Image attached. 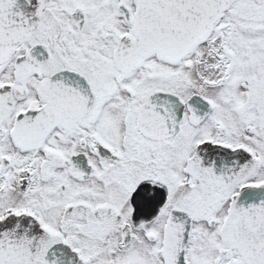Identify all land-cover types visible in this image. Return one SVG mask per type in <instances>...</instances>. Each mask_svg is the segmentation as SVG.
Masks as SVG:
<instances>
[{
  "label": "snow or ice",
  "instance_id": "1",
  "mask_svg": "<svg viewBox=\"0 0 264 264\" xmlns=\"http://www.w3.org/2000/svg\"><path fill=\"white\" fill-rule=\"evenodd\" d=\"M0 264H264V0H0Z\"/></svg>",
  "mask_w": 264,
  "mask_h": 264
}]
</instances>
